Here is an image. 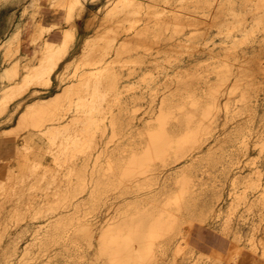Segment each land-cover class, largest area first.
Wrapping results in <instances>:
<instances>
[{
  "label": "bare ground",
  "instance_id": "1",
  "mask_svg": "<svg viewBox=\"0 0 264 264\" xmlns=\"http://www.w3.org/2000/svg\"><path fill=\"white\" fill-rule=\"evenodd\" d=\"M38 1L27 0L21 15L31 8V13L37 10ZM52 1L66 9L63 18L67 22L74 17L77 27L86 0ZM238 2L239 7H234V0H105L89 15V35L70 58L69 43L75 31L57 21L37 24L31 52L10 60L21 50L19 35L24 24L8 23L6 34L0 37V135L14 133L18 138L13 158L0 162V247L10 221L18 223L26 215L36 221L21 249L15 237L22 230L15 239L4 241L7 245L0 250V264H55L57 254L88 259L89 264H162L160 255L168 249L175 253L187 250L186 232L180 227L187 218H215L225 210L232 219L243 204L244 209L237 213L241 219L256 208L264 219L263 169L261 163H255L264 155V141L256 153L247 149L254 131L258 136L253 142L263 140L259 133L264 131V121L255 130L248 121L239 120L245 113L247 118L258 111L263 90L259 91L264 88L263 34L261 48L256 49L252 39L251 49L239 51L257 29L264 31V0ZM199 8L208 19L214 13L213 19L220 22L213 26L226 29L223 32L229 40L215 45L207 28L201 26L204 17L199 21L200 16L193 13ZM105 22L110 26L104 28ZM52 26L59 27V42L43 35ZM200 40L204 55L166 71L159 85L149 86L147 100L144 88L135 90L142 85L133 79L138 65L148 63L140 78L156 84L159 79L155 80L152 66L164 68L165 59L182 49L191 51ZM54 83L57 87L51 90ZM28 93L30 97L24 100ZM142 99L146 105L140 116ZM124 117L130 126L126 129ZM137 118L139 122L132 124ZM229 121L234 123L232 130L222 137L219 127L225 128ZM232 134L239 139L245 163L256 165L250 163L246 173L241 166V172L232 176L235 189L223 209L216 205L222 194L218 186L210 198H200L205 170L197 172L196 163L202 159L210 167L222 163V145ZM26 195L34 197L25 200ZM115 197H120L116 198L119 203L115 201V208L102 215L101 207L108 208ZM10 200V208L4 212ZM251 225L250 245L259 248L264 257V229L258 237L257 224ZM231 226L225 220V227ZM58 244L61 247L52 253V246ZM43 255H47L46 261Z\"/></svg>",
  "mask_w": 264,
  "mask_h": 264
},
{
  "label": "rangeland",
  "instance_id": "2",
  "mask_svg": "<svg viewBox=\"0 0 264 264\" xmlns=\"http://www.w3.org/2000/svg\"><path fill=\"white\" fill-rule=\"evenodd\" d=\"M27 0H0V37H3L5 34H6V32H7V29H8V26H9V24L12 22H14V21H20V22H23V29L21 30V35H19V41L21 42V50H19L16 54H14L12 57H11V59L10 60H14L15 58H17L21 53H23V52H31V50L33 49V43H31L30 41H31V36H32V34L34 33V31L38 28V26H37V24H45V25H52V23L53 22H60L61 23V25H63V26H65L66 28H69V27H72L73 29H74V31H75V35H74V38L72 39V41H70V43H69V50H68V52H69V56H68V58H70V57H72V56H74V55H76L80 50H81V47H82V44H83V41H84V39H85V37H87V35H89V32H90V30H88L87 28H86V22H87V19H88V17H89V15H91V14H93V12H95L96 11V9L105 1V0H86L85 1V4H86V9H85V12H84V14L82 15V18L79 20V22H78V25H77V27L75 26V23H76V21L74 20V17L73 18H71V20H69L68 22L65 20V18H63V13H64V11L66 10L64 7H62V6H59V5H57L56 3H55V1H52V0H39L38 1V4H37V6H36V8L35 9H37V10H35V11H33V13H34V15H33V13H31L32 11V9H34V8H31L29 11H27L24 15H21L22 13V10H23V5H24V3L26 2ZM51 1V2H50ZM236 1H237V3H236ZM40 2V3H39ZM52 4V5H51ZM234 7H239V2H238V0H234ZM216 6V5H215ZM38 7V8H37ZM38 11H40V12H38ZM197 11H199V12H197ZM103 12V11H102ZM102 12H99V15H103V13ZM198 14H197V13ZM202 12H203V14H202ZM36 13V14H35ZM102 13V14H101ZM193 13L199 18V16H200V18H199V21H201V18L202 17H204V19L206 20L205 22H203V23H201L202 25L201 26H203V27H206L207 28V32L209 33H207V36H210V38H211V40L212 41H215V45L216 46H220L222 43H223V41H226V40H229V38L230 37H228L227 35H226V33H227V30L226 29H223V28H221V29H219L218 27H216V26H218L217 25V21H219L220 22V20H218L217 18L216 19H213V14L211 13V14H209V19L207 18V15H206V13L204 14V11L201 9V8H199V9H197V10H195V11H193ZM201 14V15H200ZM11 15H14V17H11ZM202 16V17H201ZM206 16V17H205ZM13 19L12 21H11V18ZM211 17V18H210ZM247 17L249 18V20L251 19V14L250 13H248L247 14ZM229 18H230V16H229ZM228 18V19H229ZM203 19V18H202ZM204 19L202 20V21H204ZM227 19V20H228ZM65 20V21H64ZM217 23H216V22ZM208 22V23H207ZM9 23V24H8ZM110 22H105V25H103V27L104 28H107V27H109L110 26V24H109ZM206 23V24H205ZM216 23V24H215ZM216 25V26H213V25ZM108 25V26H107ZM205 25H207V26H205ZM106 26V27H105ZM94 28V27H93ZM58 30H59V27H55V26H52L51 27V29H50V31L49 32H43V35H45L47 38H50V39H53V40H56L57 42H59L60 41V33L58 32ZM91 30H93V29H91ZM225 31V32H220V31ZM5 32V33H4ZM93 31H91V33H92ZM57 33H59V34H57ZM236 34H239V32H235ZM256 35L254 34V36L253 37H251L248 41H246V42H243L241 45H240V47H239V51L240 50H242V49H245V48H250L251 49V47L253 46V44L255 43V47L257 46L258 48H256V49H259V48H261L262 47V49H260V51L263 53L264 52V43H262L263 45H261V47L259 46V44H260V40L262 39L261 37H262V34H263V36H264V31H263V29L260 27V29H257L256 30ZM3 35V36H2ZM225 35V36H224ZM240 35V34H239ZM223 36H224V38H223ZM256 36H257V38H256ZM258 36H260V37H258ZM21 37V38H20ZM209 38V39H210ZM228 38V39H227ZM259 38V39H258ZM252 39H253V41H255L254 43H253V41H252ZM223 40V41H222ZM211 41V42H212ZM250 41H251V43H250ZM257 41V42H256ZM200 42H201V40L199 41V43L198 44H195V45H197V46H194V47H192L191 48V51H190V49L188 50H186V49H182L178 54H176L175 56H172L173 57V60H172V57L170 58V60H169V57L167 58V59H165V61H163V66H165L164 68L163 67H161V68H159V67H155V66H152V68H151V71H152V73L154 74L153 76L155 77V80H158V83H154V82H152V83H149V81H146V80H144V79H141L140 77H141V75H142V73H143V71L142 70H144L145 68H146V65L148 66V63H146V64H141V65H138V68H137V71H139V72H137L136 71V73H134V76H133V79H136L137 80V82H138V84H142V85H140V86H138L137 85V87H136V91L138 90L139 92H141V91H144V93L146 94V96L147 97H145L146 98V100H147V98L149 97V91H150V87L149 86H152L153 84L154 85H159V83L162 81V79L164 78V76H165V72L166 71H172L171 69L172 68H174V65H176V64H186V62L188 63L189 61H192V60H194L195 58L194 57H201V56H203L204 55V52H201V51H204V50H202V49H204V46H203V44L201 43V45H199L200 44ZM259 42V43H258ZM41 43V41L39 42V44ZM248 43V44H247ZM250 44V45H249ZM258 44V45H257ZM243 46H244V48H243ZM202 48V49H201ZM242 48V49H241ZM194 49V50H193ZM184 50H186V51H184ZM190 51V52H189ZM193 51V52H192ZM187 52V53H186ZM192 52V53H191ZM185 53V54H184ZM260 54L261 56H262V61H263V59H264V53L263 54ZM181 54V55H180ZM187 54H189V55H187ZM191 54V55H190ZM196 54V55H195ZM180 55V56H179ZM200 55V56H199ZM183 56V57H182ZM194 56V57H193ZM0 57H1V52H0ZM178 57V58H177ZM175 58H177L176 60H175ZM189 58H190V60H189ZM169 60V61H168ZM174 60H175V64H174ZM178 60V61H177ZM188 60V61H187ZM173 62V63H172ZM166 63V64H165ZM170 63V64H169ZM173 64V65H172ZM144 65V66H143ZM168 65V66H167ZM141 66V67H140ZM170 66V67H169ZM0 67H1V65H0ZM144 67V68H143ZM163 71V72H162ZM139 73V74H138ZM163 73V74H162ZM157 74V75H156ZM162 74V75H161ZM156 75V76H155ZM159 76V77H158ZM162 77V79H161V77ZM137 77V78H136ZM156 77H157V79H156ZM263 80H264V77L262 76L261 77ZM140 79V80H139ZM140 82H143V83H140ZM145 82H146V84H145ZM152 84V85H151ZM143 86V87H142ZM145 86V87H144ZM57 87V85H56V83H54L53 84V86H52V88H51V90H54L55 88ZM140 87V88H139ZM142 87V88H141ZM148 87V88H147ZM143 88H144V90H143ZM146 88V89H145ZM263 90V92L262 93H259V102H258V104H259V107H258V111L256 112V113H254V116L253 115H247V118L250 116H253V117H251V119H254V120H251L250 118H248L249 120H247V118H246V113L245 114H243V116H241V117H239L238 119L239 120H241V121H248V125H250L251 126V128L252 129H255V130H257V128H259V126H260V124H262L263 122L262 121H264V104H262V103H264V88L263 89H261L259 92H261ZM148 94V95H147ZM28 96V97H27ZM30 97V95H29V93H28V95H26V98L24 99V100H27L28 98ZM144 98V99H145ZM263 100H262V99ZM144 99H142L141 101H139V104L141 103H143L142 105V107H141V109H140V111H139V115L141 116V115H143L144 113H143V111H144V108H145V105H146V100L144 101ZM261 103V104H260ZM144 107V108H143ZM12 109L14 108V106H12L11 107ZM259 110H261V111H259ZM260 112V113H259ZM262 115V116H260V115ZM256 115H257V117H256ZM261 117V118H260ZM128 117H124V129H126V128H128V127H130L129 125H128V123H127V121H128V119H127ZM246 118V119H245ZM258 118V119H257ZM127 119V120H126ZM138 119V118H137ZM137 119H135V121L134 122H132V124H135L136 122L138 123L139 122V119L137 120ZM260 119H262L261 121H257V120H260ZM253 121H255V122H253ZM129 122V121H128ZM252 123V124H250V123ZM257 122V123H256ZM136 123V124H137ZM222 123V122H221ZM229 124H231L230 126H229V128L226 130V128H227V126L229 125V124H227L226 125V127L224 128L223 127V125L221 124L220 125V131H222L223 132V134H222V137L224 136H226L227 134H230L229 133V131H231L232 130V125L234 124L233 123V121H229L228 122ZM254 123V124H253ZM260 123V124H259ZM257 125V126H256ZM1 127V126H0ZM223 128V129H222ZM225 130V131H224ZM261 130H264V127H262V129ZM254 131V130H253ZM252 131V132H253ZM264 133V131H261L260 133H259V135H260V138H262L263 137V140L262 141H260V143H254L255 142V139H254V137L256 138L257 136L255 135V131H254V133H252V134H250L251 135V137H250V142H249V144H248V147L249 148H247V149H249L248 151H250L251 153H256V151H258V149L260 148V145H261V143L264 141V135H263V133ZM235 135L236 134H234V136H233V134H232V136H233V138H231V139H227L226 140V144H227V146H226V144H225V142L223 143V145L222 146H224V147H226V148H224L223 147V149H221V150H224V152H223V161H222V163L220 162V164H219V162H217V165H212L211 167H210V165L211 164H209L205 159H202V160H199V161H197V165H195V168H196V166L197 167H200L199 169L198 168H196V170H197V172H201L202 170H205V173H204V175H205V177H204V183L202 184L203 186H201L200 187V189H201V191L199 192L200 194H203V196L202 195H200V198H210L215 192H214V189H215V191H216V189L218 188V190L217 191H220V192H222V194H221V199L219 198L218 199V201L216 200V205L218 206V207H223V209H226L227 208V204H226V202L227 203H229L228 201H230L231 200V196H232V194H233V192H234V189L235 188H233V185H231L232 184V179H233V177L232 176H234L235 175V173L237 172V174L239 173V172H241V169H242V167L241 166H243V168L244 169H242L243 171H244V173H246L248 170L247 169H249V167L248 166H251L250 165V163H245V156L242 154V151H241V149H240V143H238L239 142V139H236L235 138ZM231 136V137H232ZM18 137L13 133H11V134H8V135H5V136H2V135H0V162H4L3 160H6V159H8V158H13V156H14V149H13V145H14V143H15V140L17 139ZM20 138V137H19ZM253 138V139H252ZM234 139H236V143H235V140ZM231 141H233L236 145H234V143L233 142H231ZM254 141V142H253ZM228 142H230V143H228ZM255 144V145H257V146H253V143ZM264 143V142H263ZM262 143V144H263ZM228 145H230L231 147L230 148H228ZM250 145H251V147H250ZM235 146V147H234ZM253 146V147H252ZM263 146H264V144H263ZM233 147V148H232ZM254 147H256V148H254ZM232 148V150H230ZM237 148V149H236ZM226 149V150H225ZM240 151H239V150ZM229 150V151H228ZM228 151V152H227ZM234 151V152H233ZM229 153H230V155H232L233 157H234V159H236V160H234L233 159V157H231L230 155H229ZM236 153V154H235ZM241 153V155H239ZM225 154L227 155V156H225ZM238 154V155H237ZM229 155V156H228ZM239 156V157H238ZM241 156H242V158H241ZM244 156V157H243ZM232 158V160L233 161H231L230 159ZM226 158V159H225ZM228 158V159H227ZM240 161H238V160ZM257 160H259V161H257L256 160V164H259V163H261V164H259L260 165V167H262V169H263V174H262V178L264 179V155L262 156V159H261V157H259V158H256ZM2 160V161H1ZM260 160H261V162H260ZM203 161V162H202ZM204 161H205V163H204ZM227 161H230V162H228V164H229V166L230 167H233V168H230L229 166H227L228 164H227ZM235 161V162H234ZM238 161V162H237ZM242 161V162H241ZM200 162L203 164L202 165V167H201V165H199L200 164ZM223 162H226L225 164L223 163ZM234 162L235 163V165L234 164H232V163ZM199 163V164H198ZM207 163V164H206ZM255 163H251L252 165L253 164H255ZM209 164V165H208ZM222 164V165H221ZM224 164V165H223ZM238 164V165H237ZM242 164V165H241ZM255 164V165H256ZM205 165V166H204ZM206 165H208L207 166V168H205L206 167ZM226 165V166H225ZM262 165V166H261ZM216 166L218 167V168H216ZM214 167V168H213ZM223 167V168H222ZM226 167V169H224ZM229 167V168H228ZM236 167H238V169L236 168ZM240 167V168H239ZM202 168V169H201ZM216 168V169H215ZM228 168V169H227ZM209 169V170H208ZM221 171H223V174H222V171L220 172L219 170ZM230 169V170H229ZM234 169V170H233ZM215 170H217V171H215ZM226 170H227V172H226ZM229 170V171H228ZM246 170V171H245ZM211 171V175L210 174H208L209 172ZM219 171V172H218ZM233 173H232V172ZM235 171V172H234ZM231 172V173H230ZM225 173V174H224ZM214 174V175H213ZM228 174V175H227ZM233 174V175H232ZM209 175L211 176V177H209ZM227 175V176H226ZM209 178V179H208ZM214 178V179H213ZM216 178V179H215ZM29 179V178H28ZM28 179H27V182H28ZM210 179H212V180H210ZM219 179H221V181L219 180ZM206 180H208V181H206ZM216 180H217V182H216ZM215 181V182H214ZM230 181H231V183H230ZM210 182V183H209ZM211 182H213V183H211ZM221 182V183H220ZM211 184H213V185H211ZM217 184V185H216ZM219 184V185H218ZM220 184H222V186H220ZM204 185H206V187L204 186ZM210 185V186H209ZM213 188H212V187ZM215 186H218V187H215ZM220 187H221V189H220ZM223 187V188H222ZM230 187H231V189H230ZM206 188H207V190L209 189V191H207L206 190ZM211 188V189H210ZM232 188H233V191H232ZM199 189V190H200ZM223 190V191H222ZM209 193H207V192ZM210 191H212V192H210ZM41 192L42 191H40V193H38L39 195L41 194ZM202 192V193H201ZM205 192V193H204ZM250 195H252V192L251 193H249ZM205 195H207V196H205ZM209 195H210V197H209ZM228 195V196H227ZM28 197V198H27ZM34 196L33 195H26L25 197H24V199L25 200H27V199H29V198H33ZM36 197V196H35ZM117 197H115V198H112L111 199V201L112 202H114V203H112L111 205H109V207L108 208H105L104 209V207L102 206L101 207V211L103 212V214H102V212L100 211V213L102 214V215H104V214H106L109 210L111 211V210H113L114 208H115V205L116 204H118L119 203V201L118 200H120V197H118L117 199H116ZM202 198V199H203ZM228 198V199H227ZM13 199V198H12ZM116 199V200H115ZM13 200H15V198L13 199ZM13 200H12V202H13ZM115 201H118V203L116 202L115 203ZM12 202H11V200L8 202L7 201V203H6V206H5V208L6 209H4V212H6L7 211V209L8 208H10V206H11V204H12ZM10 203V204H9ZM239 206H240V204H239ZM238 206V209H237V212H235L234 213V215L235 216H231L232 217V219L230 218H227L226 216V211L224 210V212L222 213V214H220L219 216H217V217H206L205 219H202V220H197V219H199V218H195V219H193V218H187V220H185V221H182L181 222V224H180V227L182 228V230L184 231V232H186V239H187V250H185V252L184 253H175L174 251L173 252H169V249L167 250V253H165V254H162V255H160V256H162V258L160 259V261L162 262V264H177L178 262V264H193V262H194V264H264V257L263 256H261L260 255V253H259V248H257V249H253V247L250 245L251 243H250V240H249V238H250V236H251V232H253V230H252V225L251 224H253L254 222H255V224H257L256 225V227H257V230H256V233L258 234L257 236L258 237H261L262 235H263V229H264V219H260L259 218V212H258V210H256L255 209V211H254V213H253V211H249V212H246V214H245V218L244 217H242V219H241V217L239 216V214H240V212H241V210H243L244 208H243V204H241V206L239 207ZM8 207V208H7ZM113 207V208H112ZM226 207V208H225ZM107 210V211H106ZM239 212V214L237 215V213ZM28 213V212H27ZM250 213V214H249ZM256 213V214H255ZM258 213V214H257ZM237 215V216H236ZM248 216V217H247ZM236 217H238V218H236ZM28 218V219H27ZM217 218V219H216ZM244 218V219H243ZM253 218H254V220H253ZM25 220H22V221H20V222H14V223H12V221H10V223H9V226H8V228L10 229H8L7 230V232L4 234V238H3V240L1 241V247H0V250L3 248V246H5V244L7 245V242H9L10 241V239H15V238H17V239H15L16 241H17V244H18V246L20 247V249L25 245V242H26V240L27 239H29L30 237H31V235H30V233H31V230L33 229V224L32 223H34L36 220H33V219H29V215H26V217L24 218ZM207 219V220H206ZM236 219H237V221H236ZM240 219V220H239ZM204 220V221H203ZM213 220V221H212ZM225 220H227V221H229L231 224H233V226H231L230 228H227V227H225ZM29 221H31V223L29 222ZM211 223H210V222ZM224 221V222H223ZM236 221V222H235ZM254 221V222H253ZM22 222V223H21ZM240 222H241V224H240ZM237 223H238V225H237ZM263 223V224H262ZM11 224V225H10ZM20 224L23 226V227H21L20 226ZM219 224V225H218ZM15 225H17V226H15ZM27 225H29L28 227H26ZM238 227H236V226ZM10 226H11V228H10ZM14 226V227H13ZM31 226V227H30ZM221 226V227H220ZM26 228V230H27V232H26V230H25V228ZM13 228V229H12ZM22 228H24V230L25 231H23V229ZM221 228H224V229H221ZM236 228H237V230H236ZM241 228V230H239ZM30 229V230H29ZM185 229V230H184ZM231 231H230V230ZM251 229V230H250ZM16 230V231H15ZM22 230V232L20 233V234H18L17 235V237H15L16 236V234H17V231H21ZM228 231V233H226L227 231ZM241 231L240 233H239V231ZM11 231V232H10ZM28 231H29V233H28ZM224 231V232H223ZM236 234L235 236H236V238L238 237L237 236V234L238 235H240V237H239V241L241 240V242H239L235 237H234V233ZM237 231H238V233H237ZM27 234H26V233ZM230 232V233H229ZM15 233V234H14ZM247 233V234H246ZM10 236H13V237H9V235ZM243 234V235H242ZM245 234H246V236H245ZM7 235V236H6ZM20 235H22V236H20ZM24 235H30L29 237L28 236H24ZM24 236V237H23ZM233 236V237H232ZM9 237V238H8ZM15 237V238H14ZM21 237H23V238H21ZM19 238V239H18ZM6 239H8L7 240V242H4V241H6ZM20 239H21V241H20ZM26 239V240H25ZM19 240V241H18ZM24 240V241H23ZM237 240V241H236ZM189 241V242H188ZM247 241H249V243L247 242ZM246 242H247V245H246ZM243 243H244V245H243ZM3 245V246H2ZM190 246V248H188L189 246ZM250 247H249V246ZM55 246V245H54ZM54 246H52L53 248H51V251H52V253L54 252V250H56V247L59 249L61 246H59V244L58 245H56L55 247ZM191 248H195L194 249V251H192L193 249H191ZM170 250H172V249H170ZM50 251V252H51ZM189 253L190 251V253L191 254H188L187 252ZM196 251H197V253H196ZM199 251V252H198ZM251 251V252H250ZM193 252H195V253H193ZM202 253V255L200 256L199 254H201ZM187 253V254H186ZM199 253V254H198ZM171 254V255H170ZM180 254V255H179ZM183 254V255H182ZM194 254V255H193ZM207 254V255H206ZM58 255V256H57ZM56 256H55V259L53 260V262L55 263V262H57V263H55V264H71L72 262V264H89L90 263V261L87 259H84V258H77L76 256H75V258H77V259H79V260H75V258L72 256H69V255H67V254H64L63 256H62V254H57ZM191 256L192 257V255H193V257H192V259H191V257H189V256ZM60 256V257H59ZM179 256V257H178ZM58 259H57V258ZM63 259H62V258ZM70 258V259H68V258ZM169 257V258H168ZM178 257V258H177ZM187 257H189V259L187 258ZM196 257V258H195ZM197 257H200V258H197ZM262 257V258H261ZM46 258H48L47 257V255H43L42 256V259H44V261H46L45 259ZM64 258H65V260H67V261H65L64 260ZM67 258V259H66ZM71 258H73L72 260H71ZM167 258V259H166ZM172 258V259H171ZM63 261H62V260ZM199 259V260H198ZM83 260V261H82ZM86 260V261H85ZM172 260V261H171ZM177 260V261H176ZM208 262H207V261ZM60 261V262H59ZM62 261V262H61ZM167 263H166V262ZM199 261V262H198ZM64 262V263H63ZM70 262V263H69ZM76 262V263H75Z\"/></svg>",
  "mask_w": 264,
  "mask_h": 264
}]
</instances>
